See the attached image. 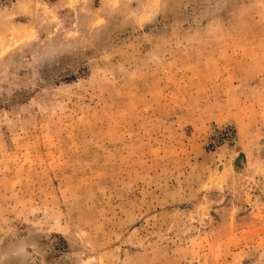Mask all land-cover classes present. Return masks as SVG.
I'll return each instance as SVG.
<instances>
[{
	"label": "rangeland",
	"instance_id": "rangeland-1",
	"mask_svg": "<svg viewBox=\"0 0 264 264\" xmlns=\"http://www.w3.org/2000/svg\"><path fill=\"white\" fill-rule=\"evenodd\" d=\"M0 264H264V0H0Z\"/></svg>",
	"mask_w": 264,
	"mask_h": 264
},
{
	"label": "built area",
	"instance_id": "built-area-1",
	"mask_svg": "<svg viewBox=\"0 0 264 264\" xmlns=\"http://www.w3.org/2000/svg\"><path fill=\"white\" fill-rule=\"evenodd\" d=\"M222 136L225 138L227 137V140L230 141V142H233V139L235 137V134L233 132V130H225V133H221Z\"/></svg>",
	"mask_w": 264,
	"mask_h": 264
},
{
	"label": "water",
	"instance_id": "water-1",
	"mask_svg": "<svg viewBox=\"0 0 264 264\" xmlns=\"http://www.w3.org/2000/svg\"><path fill=\"white\" fill-rule=\"evenodd\" d=\"M241 162H246V156L244 154H240V157L236 160V164H240Z\"/></svg>",
	"mask_w": 264,
	"mask_h": 264
}]
</instances>
